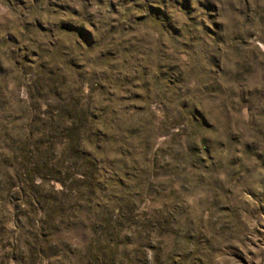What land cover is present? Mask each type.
I'll return each mask as SVG.
<instances>
[{"label": "rangeland", "instance_id": "374dc122", "mask_svg": "<svg viewBox=\"0 0 264 264\" xmlns=\"http://www.w3.org/2000/svg\"><path fill=\"white\" fill-rule=\"evenodd\" d=\"M0 264H264V0H0Z\"/></svg>", "mask_w": 264, "mask_h": 264}]
</instances>
